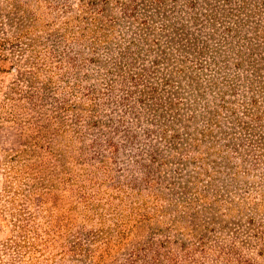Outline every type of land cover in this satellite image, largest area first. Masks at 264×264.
Masks as SVG:
<instances>
[{"label":"rangeland","instance_id":"374dc122","mask_svg":"<svg viewBox=\"0 0 264 264\" xmlns=\"http://www.w3.org/2000/svg\"><path fill=\"white\" fill-rule=\"evenodd\" d=\"M263 246L264 0H0V264Z\"/></svg>","mask_w":264,"mask_h":264},{"label":"trees","instance_id":"16d2710c","mask_svg":"<svg viewBox=\"0 0 264 264\" xmlns=\"http://www.w3.org/2000/svg\"><path fill=\"white\" fill-rule=\"evenodd\" d=\"M263 247H264V246H263ZM16 254H18V253H17V252H15V255H16ZM13 259H17V258H16V256H15V257H13ZM238 260L241 262V264H245V263L247 262L246 260H248V261H249V263H248V264H251V260H250L249 258H245V259H244L243 257H241V256H240V257L238 258Z\"/></svg>","mask_w":264,"mask_h":264}]
</instances>
